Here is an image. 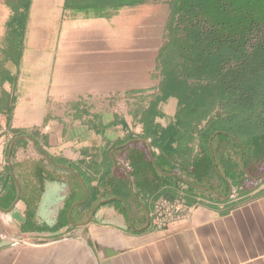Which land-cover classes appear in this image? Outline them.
Wrapping results in <instances>:
<instances>
[{
  "label": "crops",
  "instance_id": "1",
  "mask_svg": "<svg viewBox=\"0 0 264 264\" xmlns=\"http://www.w3.org/2000/svg\"><path fill=\"white\" fill-rule=\"evenodd\" d=\"M69 1L47 24L54 39L24 35L23 51L51 52L45 75L6 66L0 264H264V131L222 156L186 135L160 149L151 130L181 106L161 90L159 7ZM165 197L191 208L160 229Z\"/></svg>",
  "mask_w": 264,
  "mask_h": 264
},
{
  "label": "trees",
  "instance_id": "2",
  "mask_svg": "<svg viewBox=\"0 0 264 264\" xmlns=\"http://www.w3.org/2000/svg\"><path fill=\"white\" fill-rule=\"evenodd\" d=\"M7 1L12 15L6 24V57L0 60V95L7 75L3 65L22 54L31 3ZM123 1L136 5L145 0ZM80 2L91 8L109 3ZM183 3L177 6L180 15L171 27V41L159 54L164 99L177 97L182 113L151 134L163 150L185 135L197 138L199 151L212 156L226 154L231 145L246 149L264 131V0H189L187 8ZM170 6L173 12L174 4ZM185 9L192 12V23L186 24L189 18L182 21ZM178 38L180 45L175 43ZM182 127L184 131L178 129Z\"/></svg>",
  "mask_w": 264,
  "mask_h": 264
},
{
  "label": "rangeland",
  "instance_id": "3",
  "mask_svg": "<svg viewBox=\"0 0 264 264\" xmlns=\"http://www.w3.org/2000/svg\"><path fill=\"white\" fill-rule=\"evenodd\" d=\"M40 2V7L42 9L32 8V19L29 18L28 24L26 26V35L27 38L28 33H31V37L33 38H45L47 41H49L51 38L54 39V36L50 35V27L48 22L55 21L56 12H57V21L59 22V10L57 11V8H61L62 0H56L53 3H50V0H38ZM180 0H148V12L151 8L159 7V11L155 10L154 15V29H153V41L155 42V45L159 44L160 42H163V46H166L171 41L172 36V30H171V24L175 18L178 17L177 15V2L178 4ZM184 7L187 8L189 5V0H184ZM54 6L53 11L50 10V14L47 16L46 13L48 11L49 5ZM171 4H174V9L172 12ZM57 7V8H55ZM186 10V9H185ZM31 11V10H30ZM29 13V11H28ZM168 14V17H167ZM190 14V15H189ZM12 15V9L9 6V3L7 0H0V60L5 59V52L4 49L7 47V41L5 40V35L7 32V21ZM51 15V17H50ZM192 12H189L188 10L185 11L184 17H182V21L187 20L189 18L190 21L186 22V24L192 23L194 20L192 19ZM45 33V34H42ZM149 37V35H148ZM176 37V36H175ZM174 37V38H175ZM176 39V38H175ZM28 42L27 39L25 40V43ZM177 45L182 44L181 39H177L175 42ZM50 54L49 51H34V50H22V54L17 57L16 55L11 56L8 60H6V63L3 65L5 69H7L6 66L9 67L10 72V79H15L14 77L17 75L16 73L20 71V73L27 72L32 73L34 71V66H36V70L40 72L42 71V75H45V70L48 68L49 62H50ZM159 67L155 70V72L159 71ZM1 70V67H0ZM13 77V78H12ZM5 78V77H4ZM14 86V82L9 84H6V89L12 90ZM7 89V90H8Z\"/></svg>",
  "mask_w": 264,
  "mask_h": 264
},
{
  "label": "built area",
  "instance_id": "4",
  "mask_svg": "<svg viewBox=\"0 0 264 264\" xmlns=\"http://www.w3.org/2000/svg\"><path fill=\"white\" fill-rule=\"evenodd\" d=\"M258 88L261 89V84ZM257 100H255V106L257 105ZM190 208L181 198H162L154 208L152 223L156 228H165L176 214L180 215L184 211L190 210Z\"/></svg>",
  "mask_w": 264,
  "mask_h": 264
},
{
  "label": "flooded vegetation",
  "instance_id": "5",
  "mask_svg": "<svg viewBox=\"0 0 264 264\" xmlns=\"http://www.w3.org/2000/svg\"><path fill=\"white\" fill-rule=\"evenodd\" d=\"M180 1L183 2V0H180ZM177 6H178V4H177ZM177 6H176V9H177ZM174 20H175V19H174ZM174 20H173V22H172V24H171V27L173 26Z\"/></svg>",
  "mask_w": 264,
  "mask_h": 264
}]
</instances>
